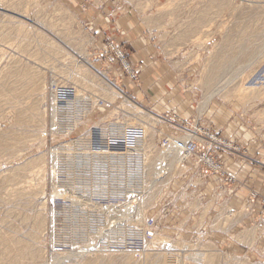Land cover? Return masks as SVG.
Segmentation results:
<instances>
[{
  "label": "rangeland",
  "instance_id": "374dc122",
  "mask_svg": "<svg viewBox=\"0 0 264 264\" xmlns=\"http://www.w3.org/2000/svg\"><path fill=\"white\" fill-rule=\"evenodd\" d=\"M214 1L0 0V264H264L258 243L223 254L191 224L204 175L183 136L225 141L233 122L264 141V0ZM153 61L167 99L140 79Z\"/></svg>",
  "mask_w": 264,
  "mask_h": 264
},
{
  "label": "crops",
  "instance_id": "0c3cea01",
  "mask_svg": "<svg viewBox=\"0 0 264 264\" xmlns=\"http://www.w3.org/2000/svg\"><path fill=\"white\" fill-rule=\"evenodd\" d=\"M99 30L105 41L113 40L118 36L116 32H119L117 27L111 25L109 29L99 28ZM126 36H133V34L130 32V35ZM104 40L101 46L104 45ZM129 42L132 50L131 58L137 61L140 59L138 52H146L140 50V46L134 38H131ZM159 67L161 68V65L158 62H150L140 74V79L149 88V90L145 89L146 93L149 92L148 94H151L153 98L157 96L167 99L170 97L167 90L161 89L155 93L150 88L161 78H167L163 74H158L156 69ZM159 75H163V77ZM174 110L178 112L177 109ZM224 133V140H227L231 145L228 143L227 146L230 149L223 152L225 154L223 165L225 171L231 174L235 180L232 189L227 192L222 179L214 175L207 176L203 178V182L199 186H192L193 192L189 195L195 196L196 199L194 203L189 202L188 204L190 208L194 209L195 217H192L196 219L191 224L196 229L205 228V232L201 233V241L214 246L223 254L230 255L231 245H235L232 253L237 254L241 253L239 250L246 252L248 244L258 243V246L264 247V229L259 223V218L256 217L260 209L257 204L250 207L249 210L245 206L246 198L250 192L264 193V141L252 138L250 134H247L248 131L245 133L249 135V138H245L246 135L240 134L243 132L239 131L238 123L228 124ZM181 193L182 189L173 192L174 197H178L176 194L181 195ZM184 208L185 206L181 207V209ZM179 220L182 221L180 217ZM176 223V220L168 222L169 225H176ZM179 225L182 226V222L175 227L179 228ZM195 237L197 240V236Z\"/></svg>",
  "mask_w": 264,
  "mask_h": 264
},
{
  "label": "built area",
  "instance_id": "2783aa9c",
  "mask_svg": "<svg viewBox=\"0 0 264 264\" xmlns=\"http://www.w3.org/2000/svg\"><path fill=\"white\" fill-rule=\"evenodd\" d=\"M105 46L108 52H111L115 58L119 59L121 62L124 60L125 55L119 48V45H114L113 43L108 42ZM112 58L113 57L110 56L108 60L112 61ZM66 90L68 91V93H65L66 95L57 92V96L62 101L65 99L66 103H70L74 100L73 93L70 89ZM182 130H184V128H182ZM193 130L197 131V128L193 127ZM194 131H190L186 134V136H188V138H186L188 142L183 147L185 155H196L198 160H196L195 164L197 165L199 163L200 170L203 169L201 172V174L204 175L203 178L214 175L222 179L224 188L227 189L226 191L228 192L232 189V186L235 183L233 176L225 171V167L223 165V156L225 155L223 152L228 150L229 147L225 141L217 139L215 135H209L206 133L197 134ZM256 204L258 205V209H260L256 217L259 218V223H261L264 229V193H249L245 201V206L249 210L250 207H254ZM152 224V222H149L148 227H151ZM147 237H152V231H147Z\"/></svg>",
  "mask_w": 264,
  "mask_h": 264
},
{
  "label": "bare ground",
  "instance_id": "6f19581e",
  "mask_svg": "<svg viewBox=\"0 0 264 264\" xmlns=\"http://www.w3.org/2000/svg\"><path fill=\"white\" fill-rule=\"evenodd\" d=\"M214 3L216 4V5H218V6H226V5H228V4H224L223 2H222V0H217V1H214ZM211 4V3H210ZM217 6V7H218ZM222 16V15H221ZM255 23V22H254ZM242 29V28H241ZM259 34V33H258ZM255 37V36H254ZM223 80V79H222ZM232 80H234V79H232ZM226 81H229L228 79H226ZM217 82V81H216ZM218 82H220V81H218ZM217 82V83H218ZM222 82V81H221ZM220 82V83H221ZM225 81H223L222 83H224ZM232 82V81H231ZM217 83H215V86L217 85ZM220 83H219V85L217 86V87H214L215 88V90L214 91H212V95L211 96H213L214 97V95H219L220 93H222L223 91H224V88H221V86H220ZM230 83V82H229ZM234 83V82H233ZM225 85H227V84H225ZM229 85V84H228ZM224 86V85H223ZM225 87V86H224ZM240 88V87H239ZM236 89V88H235ZM234 89V90H235ZM237 90V89H236ZM237 94V93H236ZM263 95V94H262ZM76 96H77V94H76ZM226 96H228V95H226ZM211 97L210 96H207L206 95V98H205V103H204V105H206L208 102H210L209 101V99H210ZM53 114H56V110H54V113ZM55 116V115H54ZM64 118V117H63ZM56 119V118H55ZM54 119V120H55ZM56 120H58V119H56ZM156 120V119H155ZM130 138L132 139V141H134V142H138V141H140V140H142L143 139V134H139V133H137V132H133V133H130ZM185 138H188V136H185ZM83 142V141H82ZM81 142V144H80V147H83V143ZM77 143L78 144H76L77 146L79 145V143H80V141L78 140L77 141ZM181 142L180 141H178L177 142V146H174L176 149H178V147L181 145L180 144ZM75 145V142H73V149H74V146H76ZM82 145V146H81ZM86 145V144H85ZM176 145V144H175ZM79 147V146H78ZM86 147V146H85ZM85 147H83V149L85 148ZM184 147V146H183ZM76 148V147H75ZM72 149V147H71V151L73 150ZM82 149V148H81ZM80 149V150H81ZM77 150H79V149H77ZM182 150H184V149H181V151ZM92 151V150H91ZM179 151V150H178ZM180 151V152H181ZM72 153H73V151H72ZM78 153V152H77ZM93 153V152H92ZM79 154V153H78ZM67 155V154H66ZM65 155V156H66ZM69 155V154H68ZM73 155V154H72ZM77 156V155H76ZM68 157V156H67ZM72 157V156H71ZM65 159V158H64ZM77 159V158H76ZM67 161V160H66ZM65 162V161H64ZM64 162H62V163H64ZM66 163V162H65ZM60 164V163H59ZM71 165V164H70ZM60 166V165H59ZM57 167V166H56ZM62 167H65V165H63ZM67 168H70V167H67ZM63 170H65V168L63 169ZM62 170V171H63ZM57 171V170H56ZM59 171V170H58ZM60 171H61V169H60ZM119 171V170H118ZM53 173V172H52ZM62 173V172H61ZM60 173V175H62ZM121 173V172H120ZM118 174V173H117ZM56 175V174H55ZM54 175V176H55ZM58 175V174H57ZM112 175H114V174H112ZM53 176V175H52ZM59 176V175H58ZM113 178V177H112ZM111 178V179H112ZM120 178V177H119ZM62 180V179H61ZM117 181V180H116ZM118 182V181H117ZM32 183V182H31ZM112 183H113V181L112 180H110V182H109V186H108V188L110 189V190H114V189H112ZM71 184V183H70ZM81 185H82V183H80ZM115 184V183H114ZM120 184V183H119ZM27 185V184H26ZM72 185V184H71ZM77 186V185H76ZM73 188V187H72ZM75 188V187H74ZM73 188V189H74ZM78 188V187H77ZM115 188V187H114ZM118 190V189H117ZM38 204V203H37ZM81 210H83V209H81ZM77 212H78V209H77ZM76 212V213H77ZM81 212V211H80ZM78 213L79 215H77V214H75V219H77V217H79V216H81V214L82 213ZM83 212V211H82ZM74 219V220H75ZM72 222H74V221H72ZM122 243V242H121ZM115 245V244H114ZM183 245V244H182ZM112 247H114V246H112ZM109 251H111L112 252V250H109ZM116 251H118V250H116ZM26 256H29L30 258H33L32 256H33V253L32 252H27V253H25L24 255H21L20 256V260H22V259H25V257ZM166 256V255H165ZM146 258V257H145ZM170 258H171V256H170ZM170 258H168V257H164L163 259H162V261L160 262V264H181L179 261L178 262H176V261H174V260H171ZM173 259V258H172ZM176 259V258H175ZM197 259H198V261L201 263V264H212L213 263V261L211 260V259H209L208 258V256L206 255V254H199L198 253V256H197ZM100 261V260H99ZM135 263V262H134Z\"/></svg>",
  "mask_w": 264,
  "mask_h": 264
}]
</instances>
